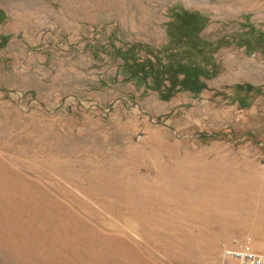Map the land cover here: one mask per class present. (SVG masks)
<instances>
[{
  "label": "rangeland",
  "instance_id": "rangeland-1",
  "mask_svg": "<svg viewBox=\"0 0 264 264\" xmlns=\"http://www.w3.org/2000/svg\"><path fill=\"white\" fill-rule=\"evenodd\" d=\"M4 212L0 264L264 256V0H0Z\"/></svg>",
  "mask_w": 264,
  "mask_h": 264
},
{
  "label": "built area",
  "instance_id": "built-area-1",
  "mask_svg": "<svg viewBox=\"0 0 264 264\" xmlns=\"http://www.w3.org/2000/svg\"><path fill=\"white\" fill-rule=\"evenodd\" d=\"M224 264H264V256L255 250L249 237H234L222 250Z\"/></svg>",
  "mask_w": 264,
  "mask_h": 264
},
{
  "label": "bare ground",
  "instance_id": "bare-ground-1",
  "mask_svg": "<svg viewBox=\"0 0 264 264\" xmlns=\"http://www.w3.org/2000/svg\"><path fill=\"white\" fill-rule=\"evenodd\" d=\"M4 213H5L4 216H0L1 222L4 218H8L11 215L10 212H4ZM0 235H1V233H0ZM2 242L7 243L8 244L7 248H9V249H16L17 248L19 250V246L11 238H7L5 241H2Z\"/></svg>",
  "mask_w": 264,
  "mask_h": 264
},
{
  "label": "trees",
  "instance_id": "trees-1",
  "mask_svg": "<svg viewBox=\"0 0 264 264\" xmlns=\"http://www.w3.org/2000/svg\"><path fill=\"white\" fill-rule=\"evenodd\" d=\"M194 27L195 26L193 25V22L192 23H186L184 28H183V31H184L185 34H193V32H195V28ZM195 71L197 72V70H195ZM195 77H194V75L191 72L188 73V76H187L188 79H191V78L195 79Z\"/></svg>",
  "mask_w": 264,
  "mask_h": 264
}]
</instances>
